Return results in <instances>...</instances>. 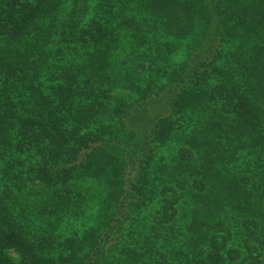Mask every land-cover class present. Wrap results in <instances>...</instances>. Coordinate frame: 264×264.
I'll return each mask as SVG.
<instances>
[{
	"label": "trees",
	"instance_id": "1",
	"mask_svg": "<svg viewBox=\"0 0 264 264\" xmlns=\"http://www.w3.org/2000/svg\"><path fill=\"white\" fill-rule=\"evenodd\" d=\"M0 264H264V0H0Z\"/></svg>",
	"mask_w": 264,
	"mask_h": 264
},
{
	"label": "rangeland",
	"instance_id": "2",
	"mask_svg": "<svg viewBox=\"0 0 264 264\" xmlns=\"http://www.w3.org/2000/svg\"><path fill=\"white\" fill-rule=\"evenodd\" d=\"M10 252H11L12 256L16 258L15 252H13V251H10Z\"/></svg>",
	"mask_w": 264,
	"mask_h": 264
}]
</instances>
